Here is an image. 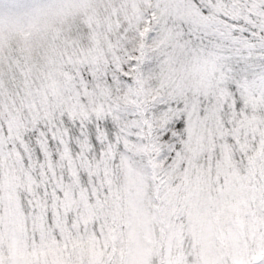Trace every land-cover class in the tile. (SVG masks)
<instances>
[{
    "label": "snow or ice",
    "instance_id": "1",
    "mask_svg": "<svg viewBox=\"0 0 264 264\" xmlns=\"http://www.w3.org/2000/svg\"><path fill=\"white\" fill-rule=\"evenodd\" d=\"M0 264H264V0H0Z\"/></svg>",
    "mask_w": 264,
    "mask_h": 264
}]
</instances>
